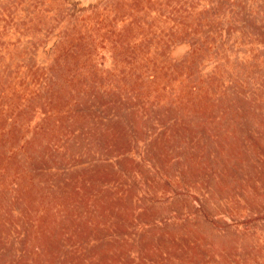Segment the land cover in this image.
Returning <instances> with one entry per match:
<instances>
[{"label": "rangeland", "instance_id": "obj_1", "mask_svg": "<svg viewBox=\"0 0 264 264\" xmlns=\"http://www.w3.org/2000/svg\"><path fill=\"white\" fill-rule=\"evenodd\" d=\"M0 264H264V0H0Z\"/></svg>", "mask_w": 264, "mask_h": 264}]
</instances>
